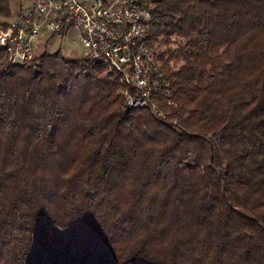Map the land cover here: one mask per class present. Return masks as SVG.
<instances>
[{
	"label": "trees",
	"instance_id": "obj_1",
	"mask_svg": "<svg viewBox=\"0 0 264 264\" xmlns=\"http://www.w3.org/2000/svg\"><path fill=\"white\" fill-rule=\"evenodd\" d=\"M148 8L162 117L98 62L0 53V264H264V0Z\"/></svg>",
	"mask_w": 264,
	"mask_h": 264
},
{
	"label": "built area",
	"instance_id": "obj_2",
	"mask_svg": "<svg viewBox=\"0 0 264 264\" xmlns=\"http://www.w3.org/2000/svg\"><path fill=\"white\" fill-rule=\"evenodd\" d=\"M152 0H29L0 25V53L22 65L34 56L37 41H59L69 30L86 51L85 58L103 64L120 82L123 108L144 107L152 116L163 111L153 101L169 95L147 35Z\"/></svg>",
	"mask_w": 264,
	"mask_h": 264
},
{
	"label": "rangeland",
	"instance_id": "obj_3",
	"mask_svg": "<svg viewBox=\"0 0 264 264\" xmlns=\"http://www.w3.org/2000/svg\"><path fill=\"white\" fill-rule=\"evenodd\" d=\"M10 10L11 16H13L19 7H24L29 3V0H10ZM8 17V18H9ZM73 30L69 32L59 41L49 40L44 43L43 40L36 42L34 47V55L40 54L44 49L47 52H52L55 49L59 48L62 56L66 59H75L79 57H85L86 51L83 49L74 39ZM76 142V137L60 135L58 141V152L54 156L56 166L58 171L61 173L63 169L68 168L72 171H77L84 162L81 163L80 160L76 159L74 155V145ZM74 155L73 160L70 158ZM80 156V155H79ZM78 157V156H77Z\"/></svg>",
	"mask_w": 264,
	"mask_h": 264
}]
</instances>
